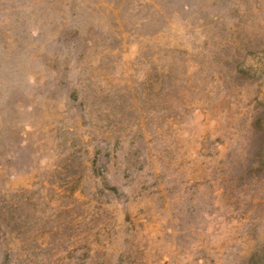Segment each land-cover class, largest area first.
<instances>
[{
  "label": "rangeland",
  "instance_id": "1",
  "mask_svg": "<svg viewBox=\"0 0 264 264\" xmlns=\"http://www.w3.org/2000/svg\"><path fill=\"white\" fill-rule=\"evenodd\" d=\"M0 264H264V0H0Z\"/></svg>",
  "mask_w": 264,
  "mask_h": 264
}]
</instances>
